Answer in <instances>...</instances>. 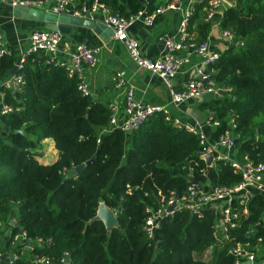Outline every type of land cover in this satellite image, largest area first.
Wrapping results in <instances>:
<instances>
[{"label":"trees","instance_id":"16d2710c","mask_svg":"<svg viewBox=\"0 0 264 264\" xmlns=\"http://www.w3.org/2000/svg\"><path fill=\"white\" fill-rule=\"evenodd\" d=\"M91 1L75 0V6ZM100 1L125 16L142 7V0ZM207 1L196 0L189 20L195 42L206 40L211 30L212 21L203 20ZM157 4L151 0L153 8ZM219 27L232 34V43L214 60L211 78L228 90L222 97L204 98L199 108L218 118L214 135L233 118L238 156L264 161V0H234ZM46 58L27 55L18 69L25 78L20 89L0 85L4 100L19 106L0 114V219L14 212L13 231L21 228L30 239H42L31 252L46 255L48 264L66 256L69 264H233L227 252L233 241L217 243L212 235L211 209L201 217L176 210L160 219L153 237L144 226L150 210L159 207L158 191L179 196L190 179L232 185L241 172L217 160L204 174L203 146L196 135L176 127L170 113L157 112L130 133L118 128L100 133L112 112L109 103L91 102V93L83 95L78 88L77 75ZM17 59L13 51L0 55V82ZM19 128L26 134L16 132ZM45 138L57 150L48 163L38 159ZM81 163L79 173L67 175ZM101 201L116 210L117 226L109 230L102 220H91ZM248 208L232 235L242 239L253 228L264 237V196L254 195Z\"/></svg>","mask_w":264,"mask_h":264},{"label":"built area","instance_id":"2783aa9c","mask_svg":"<svg viewBox=\"0 0 264 264\" xmlns=\"http://www.w3.org/2000/svg\"><path fill=\"white\" fill-rule=\"evenodd\" d=\"M5 1H9L13 6L37 7L56 14L69 12L73 16L107 23L113 31L111 36L123 43L129 59L138 68L156 74L161 79L169 92V103L149 104L137 97V87L126 78L124 71H117L113 77L114 85L126 87L123 117L119 119L111 107L109 121L101 128L100 133L115 128L124 133H130L157 112L169 113L171 107L179 108L183 102L194 98L222 97L225 90H228V87L213 82L211 78V74L215 71L212 64L218 53L210 50L206 40L195 42L193 40L195 37L188 28L196 0H186L185 5L181 8L178 39L166 32L159 36V41L163 44L165 52L155 59L141 53L140 42L129 34V28L136 20H141L146 26L152 25L157 14L180 8L181 0H164L163 2L155 0L159 3L153 10L148 11L143 8L128 16L113 12L105 2L100 0H92L91 3L81 7L75 6V0ZM231 4L232 2L229 0H208L204 6L203 20L219 22L224 9ZM221 31L231 41L232 34L227 30ZM61 35L62 33L58 29L33 30L28 37L27 47L21 51L15 64L20 69L29 53L43 54L47 57V62L65 67L69 75H77L79 78L78 88L83 95L91 93L85 80L84 68L91 69L97 65L102 46H91L85 42H78L68 57H59L56 52ZM239 43L242 42L236 44ZM11 52L12 49L0 34V55ZM192 53L199 57V60L193 63L195 74L180 87H177L173 79L187 63H191ZM24 84L25 78L18 72L10 74L0 82L1 87L10 91H16ZM18 109V105L13 106L4 100V90L0 88V114ZM172 122L176 127L197 136L199 143L203 146L200 157L203 158L207 153L212 154L210 167L217 160L223 161L228 163L233 170L240 171L242 178L232 185L212 184L209 178H206L205 181L190 179L185 190L179 196L171 192L168 197H165L158 191L160 194L159 207L151 209L145 220L144 229L147 235L153 237L160 219L173 214L176 210L186 209L197 217H201L205 210L211 209L215 214L212 235L217 243L233 241V244L227 249V252L233 256V264L264 263V237L257 235L253 228L246 229L245 238L239 239L238 236L232 235L233 230L240 226L242 218L248 215V201L257 194L264 196V161L254 163L249 160L246 154L238 156L234 144L236 124L233 118L228 120V127L217 135H214L213 132L220 122L215 117V113L210 110L202 119L177 115ZM205 165L206 169L201 168V170L207 175L206 162ZM171 205H175V208L169 209ZM112 210L116 213L115 209ZM12 213L8 219H0V264H48L46 255L31 252L33 246L42 244V239H30L21 228L13 231L16 216H13ZM12 220H15L13 224H11ZM210 252V248H208L204 257L208 258ZM59 264H69L68 256L62 257Z\"/></svg>","mask_w":264,"mask_h":264},{"label":"crops","instance_id":"0c3cea01","mask_svg":"<svg viewBox=\"0 0 264 264\" xmlns=\"http://www.w3.org/2000/svg\"><path fill=\"white\" fill-rule=\"evenodd\" d=\"M121 1L126 3V0ZM185 1L181 0L178 9L157 14L150 26H146L141 20H136L130 26L129 34L139 40L141 53L144 56L155 59L165 52L163 44L159 41V36L164 32L172 35L175 39L179 38L178 24L182 13L181 8L185 5ZM154 2L156 3L155 0ZM152 5L151 0H142L140 9L146 8L151 11L154 9ZM36 29H49V27L43 21L14 16L13 5L8 1L0 0V34L17 57L27 47L30 33ZM192 33L196 37V31L193 30ZM206 41L210 50L218 54L231 44L230 38L222 34L219 22L215 21H212L211 30ZM78 42H85L91 46H102L97 65L91 69L84 68V76L90 86L91 95H96L93 101L99 98L101 101L109 103L119 119L123 117L126 87H116L114 85L113 77L117 71L123 70L126 78L136 85V95L144 103H169L170 95L161 79L156 74L138 68L129 59L123 43L111 35L106 39H101L92 29L82 25H73L70 32L62 33L56 55L68 57ZM198 60L199 57L192 53L191 63H187L174 77L175 86L180 87L188 78L194 76L195 66H193V63ZM203 99L187 100L179 108L171 107L169 113L173 117L179 115L185 118L196 117L202 119L209 112V110L199 108V104ZM56 157L57 150L54 147L53 140L51 138L43 139L38 148V159L41 162L48 163L54 161ZM12 214L15 216L14 212Z\"/></svg>","mask_w":264,"mask_h":264},{"label":"water","instance_id":"95a60500","mask_svg":"<svg viewBox=\"0 0 264 264\" xmlns=\"http://www.w3.org/2000/svg\"><path fill=\"white\" fill-rule=\"evenodd\" d=\"M233 2L234 0H229ZM9 2V1H8ZM10 3V2H9ZM13 15L16 17H23L38 21H43L46 25L51 29H58L61 33L70 32L73 25H82L92 29L101 39H106L108 36L112 35L113 31L110 25L104 23L102 21H93L88 18H81L77 16L70 15L69 13H60L56 14L53 12L43 11L37 7L31 6H13ZM18 72V67L14 64L10 73ZM88 88L90 86L88 85ZM92 97L95 98L96 95L92 94ZM91 102H94L93 100ZM16 132L25 133L24 128H19ZM204 160L207 164V171L210 169V163L212 160V154L207 153L204 155ZM84 163H81L74 168H72L67 175L74 176L79 173L84 167ZM175 205L169 206V209H174ZM102 220L106 229L109 230L114 226H117V218L116 213L109 207L105 202L101 201L98 205L97 211L91 220ZM15 220L11 221V224L14 223ZM30 244V243H29ZM248 264V263H245Z\"/></svg>","mask_w":264,"mask_h":264}]
</instances>
